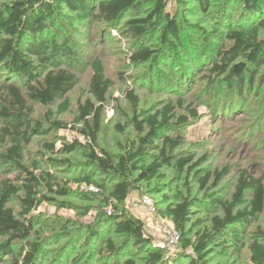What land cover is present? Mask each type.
Segmentation results:
<instances>
[{
    "label": "trees",
    "instance_id": "obj_1",
    "mask_svg": "<svg viewBox=\"0 0 264 264\" xmlns=\"http://www.w3.org/2000/svg\"><path fill=\"white\" fill-rule=\"evenodd\" d=\"M194 1L201 10H207L209 0ZM222 1V8L216 10L215 17L209 14L215 22L209 35L219 36L221 43L209 49L203 59L199 55V41L191 35H186L189 51L185 53L191 55L189 58L180 55L179 51L185 44L183 34L187 32L178 21L179 10L184 7L179 0L0 2V260L5 254L10 264H39L41 244L39 240L30 239L34 226L30 213L43 202L52 200L50 195L43 193L44 190L61 196L74 192L83 199H91V195L97 194L101 196L103 205L113 203L111 214L99 211L96 223L112 229L124 242L116 246L110 237H106L104 247L96 251V254L103 252L98 256V264H162V249L152 244L150 236L144 232L143 222L118 206L125 201L132 186L159 176L164 167L179 171L190 163L187 165L189 170L197 167L191 157H181L176 151L181 143L180 137L168 134L177 132L199 116L195 107L189 104L183 106V100L178 97L189 86L191 78L183 76L177 78L175 86L169 85L175 97H167L154 111L139 109V97L133 88H127L124 95L133 109L132 124L138 138L127 141L121 152L111 153L97 142L113 84L105 75L103 62L98 56H94L89 63V97L77 105L72 123L67 125L55 118L56 114L68 109L65 94L77 84L76 71L83 64L71 42V34L76 33L78 26L87 20L102 24L107 33L120 28L123 35L127 34L134 41L129 61L146 65L145 76L154 72L160 75L158 67L164 65L165 60H173L182 67L192 56L198 55L205 62L203 67L206 68L199 77L207 79L206 91L214 90L217 85L215 78L219 76V82L234 88L241 100L246 98V92L264 68V0ZM141 8L146 10L143 16L129 17L122 24L129 13ZM163 21L164 25L161 24ZM188 25L189 28L195 27ZM152 27L159 33L158 41L155 44L141 43V37ZM186 68L194 70L198 65ZM149 83L150 86L154 84L151 79ZM60 99L55 112H46V126L32 117L34 111L29 103L48 107ZM177 107L182 108V112H176L179 110ZM65 128L75 130L85 141L73 139L62 143L59 148H55V142L50 141L44 143V148L52 153L81 152L85 160L77 164L82 171L73 181L78 185H92L97 188L96 192L86 188L73 191L67 180L58 179L45 168L47 164L71 166L72 161L66 157H47L45 162L43 158L26 159V148L33 137ZM116 128L119 132L124 131L119 124ZM155 140H159L158 154L146 163L142 159L144 148L152 146ZM89 167L93 169L85 171ZM11 171H14L12 175ZM96 172L99 177H96ZM198 173L195 171L196 175ZM222 174L221 171L212 172L214 184ZM209 176L210 173L197 177L201 186L209 182ZM247 192H250L249 197H246ZM13 201L18 204L16 212L10 206ZM212 203L218 205L220 213L211 217L210 229L197 231L195 237L190 235L187 225L191 207L199 206L196 196L179 194L178 201L160 211L161 218L179 232L177 257L188 259L186 264H209V244L226 237L239 240L244 225L255 221L264 211V185L259 178L241 173L230 198L222 200L216 197ZM87 228L93 238L99 239L95 224ZM128 246H142L146 250L142 262L125 256ZM246 248L249 264H264L262 241L253 240Z\"/></svg>",
    "mask_w": 264,
    "mask_h": 264
},
{
    "label": "rangeland",
    "instance_id": "obj_2",
    "mask_svg": "<svg viewBox=\"0 0 264 264\" xmlns=\"http://www.w3.org/2000/svg\"><path fill=\"white\" fill-rule=\"evenodd\" d=\"M5 0H0V2ZM184 7L179 10L178 21L187 32L183 34L185 44L180 55L189 58L187 53L186 35H191L199 41L198 49L201 48V58H204L208 50L221 43L217 35H209L214 25L216 10H221L222 0H209L207 10H201L194 0H179ZM170 5L167 6V9ZM224 9V7H223ZM64 11H67L64 9ZM145 8L129 13L122 20L134 16H143ZM212 14L213 17H210ZM232 15V12H231ZM161 24H165L163 21ZM188 24L195 27L189 28ZM155 27V26H154ZM152 27L141 37V43H156L159 33ZM207 40V42L205 41ZM71 42L76 48L83 64L76 71L77 84L69 90L65 97L68 98V109L55 118L70 125L77 111V105L89 97L88 84L91 76L90 61L98 56L104 65V73L112 81L109 90L107 104L102 115L101 130L98 135V145L111 153L121 152L125 143L135 141L138 138L132 124L133 109L124 91L133 88L139 97V109L154 111L159 108L167 97H175L171 93L177 78L186 76L191 78L189 86L182 90L179 98L183 100V106L189 104L195 107L199 116L178 129L170 132V135H178L181 143L176 151L181 157H191L197 167L189 170L187 164L182 171L172 167H164L159 176L148 181H142L132 186L127 198L119 205L128 215L138 218L144 224V232L150 236L152 244L160 247L163 253L162 264H186V258H178V245L169 247L163 243L162 227L168 221L160 216V211L167 205L172 204L181 196H196L199 206L191 207L190 221L187 225L189 233L195 237L198 231L208 230L211 227V217L220 213L217 204L212 203L218 197L222 200L229 199L234 191L235 184L241 173L249 177L259 178L264 185V68L259 76L253 81V86L246 92V98L239 100L237 91L227 87L223 81L219 82V76L215 78L217 85L212 92H207L206 78L199 77L206 67L204 61L198 55L192 56L184 66L179 67L173 60H165V64L159 66L160 75L154 72L145 76L146 65L133 64L129 61V53L134 41L122 34L120 28H114L107 33L102 24L91 23L89 20L78 26V31L71 34ZM226 43V41H225ZM185 55V56H184ZM181 59V58H180ZM188 65H198V68L189 70ZM154 83L150 86L149 80ZM251 91V92H250ZM248 93V94H247ZM177 96V95H176ZM44 107L38 103H29L33 109V115L46 126L45 114L48 110L55 112L56 105ZM176 112H182L180 107ZM124 128L119 132L116 125ZM79 127V126H76ZM78 139L84 142L82 136L70 128L52 131L47 135L35 136L26 148V159L47 157L61 159L63 157L72 161V165H50L45 166L58 177L67 180L73 191L84 190V185L74 183V177L81 174L78 162L84 161L81 152L52 153L44 148L45 142L54 141L55 148L62 143ZM159 140H155L152 146L144 148L143 161L149 163L158 154ZM89 167L85 171H91ZM199 169V170H198ZM195 171H199L196 175ZM213 171H221L223 174L214 184ZM14 171H11L10 175ZM210 173L209 182L201 186L197 180ZM96 177L98 173H95ZM52 200L45 201L30 215L34 218L31 240H39L41 244L39 264H98V252L104 247L106 237H110L116 246H121L123 240L117 236L112 229L96 223L99 211H106L108 207L112 210L113 203L103 205L101 196L91 195V199H83L79 194L70 193L66 196L47 193ZM246 193V197H249ZM148 194L153 203L154 212L149 213L148 208L143 205L141 198ZM14 211H18L16 201L10 203ZM86 212V213H84ZM112 212V211H111ZM95 224L99 231V239L93 238L88 226ZM241 236L236 241L230 237L209 244L211 251L208 255L209 264H249V252L247 244L253 240L262 241L264 244V211L258 218L241 229ZM102 246V247H101ZM16 249V247H14ZM207 249V250H208ZM142 262L146 250L141 247L128 246L125 256ZM3 260L0 264H10L7 255H1ZM124 258V257H122ZM116 259V258H114Z\"/></svg>",
    "mask_w": 264,
    "mask_h": 264
},
{
    "label": "built area",
    "instance_id": "obj_3",
    "mask_svg": "<svg viewBox=\"0 0 264 264\" xmlns=\"http://www.w3.org/2000/svg\"><path fill=\"white\" fill-rule=\"evenodd\" d=\"M86 190L96 192L97 188L90 185V186H85ZM141 202L143 205H145L148 208L149 213L154 212L153 208V203L151 199L147 196L144 195L141 199ZM112 209L110 207L107 208L106 213L111 214ZM162 237H163V243L165 245H168L169 247H175L178 245L179 242V232L172 227V225H163L162 227Z\"/></svg>",
    "mask_w": 264,
    "mask_h": 264
}]
</instances>
